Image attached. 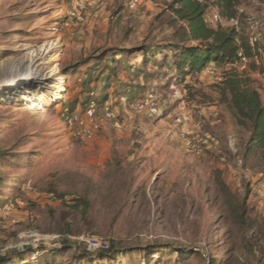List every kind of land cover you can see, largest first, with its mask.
Returning <instances> with one entry per match:
<instances>
[{
  "label": "rangeland",
  "instance_id": "374dc122",
  "mask_svg": "<svg viewBox=\"0 0 264 264\" xmlns=\"http://www.w3.org/2000/svg\"><path fill=\"white\" fill-rule=\"evenodd\" d=\"M170 1L0 0V92L14 91L0 97L5 264H264V199L250 196L264 170L219 94L231 66L181 80ZM239 7L264 18V0ZM253 64L236 69L263 95L264 53ZM70 108L97 126L91 138L75 136ZM81 235L111 250L88 253Z\"/></svg>",
  "mask_w": 264,
  "mask_h": 264
},
{
  "label": "trees",
  "instance_id": "16d2710c",
  "mask_svg": "<svg viewBox=\"0 0 264 264\" xmlns=\"http://www.w3.org/2000/svg\"><path fill=\"white\" fill-rule=\"evenodd\" d=\"M240 3L241 0H215L225 18L234 17ZM167 7L171 13V25H177L174 36L178 38L177 42L171 40L168 44L172 56L171 66L181 80L188 74L200 73L211 63L231 66L219 87L221 101L226 105L234 124L247 132L243 154L256 156L264 170V102L255 80L236 69L241 56L248 59L254 70L256 68L253 64L255 52L246 40L245 31L242 35L231 27L207 25L204 14L209 6L203 0H171ZM149 58L144 59L145 62ZM225 189L228 191L226 186ZM107 243L108 249L101 252L111 250L110 243ZM6 262L7 258L0 256V264Z\"/></svg>",
  "mask_w": 264,
  "mask_h": 264
},
{
  "label": "built area",
  "instance_id": "2783aa9c",
  "mask_svg": "<svg viewBox=\"0 0 264 264\" xmlns=\"http://www.w3.org/2000/svg\"><path fill=\"white\" fill-rule=\"evenodd\" d=\"M198 1L202 2V0ZM139 2L140 0H128L127 6L130 10H134L138 6ZM73 7L75 8V5H73ZM204 19L206 24L209 26L220 25L223 27L225 24H228L231 28H234L236 31H240L242 29V20H244L245 25L243 27V30L245 31L246 40L255 52L253 60L255 61V63L259 62L261 55L264 53V18L248 16L242 7H239L237 9V14L234 17L225 18L221 15L220 9L217 6H214L207 8L204 14ZM239 62L241 63V67H245V64L248 62V59L246 57L241 56ZM209 73L213 74V70H210ZM256 74L257 77L264 84V69L258 70ZM139 108H144V104L139 105ZM95 111V102H91L86 109L87 117L91 120L94 119L96 113ZM104 114L109 120L112 121L113 126L116 129L121 128L120 122L116 119L114 113H112L108 107L104 108ZM62 115L68 125L74 127L75 136L81 139H85L91 138L94 135V131L97 126L95 124L89 126L86 125L80 118V115L77 110L67 109L64 110ZM182 120L183 117H178L176 119V122L181 123ZM182 141L186 149L194 155L199 156L203 153L202 146L189 136L183 135ZM250 196L257 200H261L262 198L264 199V179L260 180L259 182H255L251 186ZM77 242L88 253L105 251L108 249L109 246L107 241L94 236H78Z\"/></svg>",
  "mask_w": 264,
  "mask_h": 264
},
{
  "label": "bare ground",
  "instance_id": "6f19581e",
  "mask_svg": "<svg viewBox=\"0 0 264 264\" xmlns=\"http://www.w3.org/2000/svg\"><path fill=\"white\" fill-rule=\"evenodd\" d=\"M34 76L37 75V73H33ZM61 79V77H57L56 80L54 81V83L50 86V88L48 89L49 94H52V97L57 98L58 94H56L55 90L57 91V89L60 88L58 81ZM17 93L20 92L22 93V91H16ZM14 91L12 92H8V91H2L0 92V97H2L3 99H11L13 96Z\"/></svg>",
  "mask_w": 264,
  "mask_h": 264
},
{
  "label": "crops",
  "instance_id": "0c3cea01",
  "mask_svg": "<svg viewBox=\"0 0 264 264\" xmlns=\"http://www.w3.org/2000/svg\"><path fill=\"white\" fill-rule=\"evenodd\" d=\"M209 66H220V65H217L216 63H211ZM258 91L260 93V96H261L262 101L264 102V94L262 95L261 90L258 89Z\"/></svg>",
  "mask_w": 264,
  "mask_h": 264
}]
</instances>
